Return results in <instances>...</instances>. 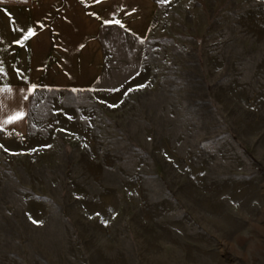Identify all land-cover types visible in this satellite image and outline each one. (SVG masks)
<instances>
[{
	"label": "rangeland",
	"instance_id": "1",
	"mask_svg": "<svg viewBox=\"0 0 264 264\" xmlns=\"http://www.w3.org/2000/svg\"><path fill=\"white\" fill-rule=\"evenodd\" d=\"M156 1L1 140L0 264H264V0Z\"/></svg>",
	"mask_w": 264,
	"mask_h": 264
},
{
	"label": "crops",
	"instance_id": "2",
	"mask_svg": "<svg viewBox=\"0 0 264 264\" xmlns=\"http://www.w3.org/2000/svg\"><path fill=\"white\" fill-rule=\"evenodd\" d=\"M156 0H0V142L29 132L33 96L91 90L105 39H147Z\"/></svg>",
	"mask_w": 264,
	"mask_h": 264
}]
</instances>
